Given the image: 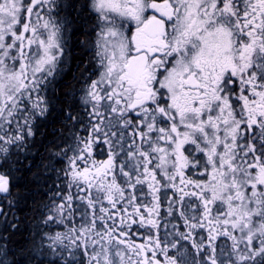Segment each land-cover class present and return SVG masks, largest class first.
<instances>
[{
    "label": "snow or ice",
    "instance_id": "obj_1",
    "mask_svg": "<svg viewBox=\"0 0 264 264\" xmlns=\"http://www.w3.org/2000/svg\"><path fill=\"white\" fill-rule=\"evenodd\" d=\"M0 264H264V0H0Z\"/></svg>",
    "mask_w": 264,
    "mask_h": 264
}]
</instances>
